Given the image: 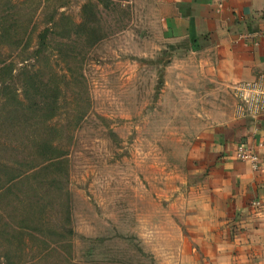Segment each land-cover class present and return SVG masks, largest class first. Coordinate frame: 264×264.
Returning <instances> with one entry per match:
<instances>
[{"label":"rangeland","instance_id":"374dc122","mask_svg":"<svg viewBox=\"0 0 264 264\" xmlns=\"http://www.w3.org/2000/svg\"><path fill=\"white\" fill-rule=\"evenodd\" d=\"M166 8L0 0V264H166L184 208L213 199L202 161L232 93Z\"/></svg>","mask_w":264,"mask_h":264},{"label":"crops","instance_id":"0c3cea01","mask_svg":"<svg viewBox=\"0 0 264 264\" xmlns=\"http://www.w3.org/2000/svg\"><path fill=\"white\" fill-rule=\"evenodd\" d=\"M166 6L169 40L205 48L211 60L202 58L203 69L213 71L231 93L235 84L264 71V0H166ZM233 103L232 96L229 113L211 112L213 119H222L211 125L205 147L213 156L202 161L213 199L196 206L188 202L196 213L184 208L190 214L188 231L174 240L166 264H264V114L237 118ZM241 142L259 155L261 168L237 159Z\"/></svg>","mask_w":264,"mask_h":264},{"label":"built area","instance_id":"2783aa9c","mask_svg":"<svg viewBox=\"0 0 264 264\" xmlns=\"http://www.w3.org/2000/svg\"><path fill=\"white\" fill-rule=\"evenodd\" d=\"M233 110L237 118H257L264 114V71L254 79L240 81L232 88ZM237 159L248 161L254 170L261 168L259 155L243 142L235 149Z\"/></svg>","mask_w":264,"mask_h":264},{"label":"trees","instance_id":"16d2710c","mask_svg":"<svg viewBox=\"0 0 264 264\" xmlns=\"http://www.w3.org/2000/svg\"><path fill=\"white\" fill-rule=\"evenodd\" d=\"M47 31H49V28H46V29H44L43 31H40L39 33H38V35H37V39H38V47H37V49L35 50V53L36 54H39V52H40V49H41V47L45 44V42H46V40H47V37H48V33H47ZM6 71H9V68H7V70ZM17 99V98H16ZM18 100V99H17ZM20 102V104H21V101H19ZM21 106H22V104H21ZM20 109V108H19ZM19 109H17L18 111H20ZM13 112V111H12Z\"/></svg>","mask_w":264,"mask_h":264}]
</instances>
